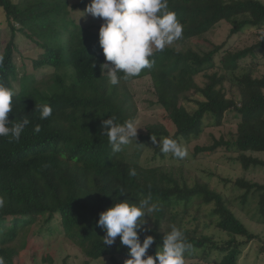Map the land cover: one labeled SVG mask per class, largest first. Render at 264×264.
<instances>
[{
  "label": "trees",
  "instance_id": "obj_1",
  "mask_svg": "<svg viewBox=\"0 0 264 264\" xmlns=\"http://www.w3.org/2000/svg\"><path fill=\"white\" fill-rule=\"evenodd\" d=\"M168 6L183 25L182 38L175 41L182 47L166 46L155 52L149 57L154 61L151 69L113 86L107 74L101 72L105 57L98 32L78 25L70 17L68 0H23L20 5L0 0V28L5 25L12 35L0 54L4 57L0 82L14 90L18 80V32L45 51L41 59H33V69H44L49 74L43 80H37L34 74L21 78L8 119L16 122L27 118L30 124L18 142L0 137V196L5 199L0 208V256L7 264H15L14 249L26 250L50 235L66 237L92 261L109 258L113 264H120L121 258H129L128 249L120 245L119 237L113 245H103L105 232L97 227L99 214L115 202L138 204L148 197L158 207L146 217L151 231L140 233L141 243L146 235L155 238L148 255L155 256L160 250L162 236L172 226L182 230L192 245L185 253L186 261L196 264H239L242 248L257 239L236 216L229 197L212 188L210 182L198 179L190 183L182 170L177 174L129 162L125 146L115 153L101 134L102 121L112 115L120 123L127 119L136 122L138 111L127 86L149 79L157 103L175 132L172 135L157 123L148 127L146 136H137V142L148 143L154 137L188 143L200 137L206 120L215 127L231 124L235 129L231 140L197 146L193 156L212 155L225 148L237 155L244 171L264 168V160L255 157L264 154V75L252 77L259 54L264 56V35L242 50L222 52L223 46L214 45L213 50L198 53L185 47L221 23L240 17L245 19L232 29L231 37L246 27L262 29L264 0H168ZM52 33L57 36L54 41ZM41 40L46 42L42 44ZM218 55L220 65L216 62ZM248 58L252 63L246 72L235 74L241 61ZM68 67L73 69L69 89L65 77L59 74ZM200 75L206 79L203 86L195 80ZM232 81L239 100L228 97L231 90L228 92L225 85ZM193 95L202 100L195 101L197 109L190 113L183 102H191ZM41 104L52 108L46 120L39 118ZM230 112L234 114L231 118L227 117ZM36 125L41 128L38 133L33 131ZM133 169L135 176L129 174ZM234 185L245 190L242 203L251 195L256 197L264 215V184L242 178ZM196 205L199 207L194 208ZM202 206L209 211V222L205 224L201 223L206 218ZM211 228L226 234L229 241H216L207 232ZM214 255L220 260L211 261Z\"/></svg>",
  "mask_w": 264,
  "mask_h": 264
},
{
  "label": "rangeland",
  "instance_id": "obj_2",
  "mask_svg": "<svg viewBox=\"0 0 264 264\" xmlns=\"http://www.w3.org/2000/svg\"><path fill=\"white\" fill-rule=\"evenodd\" d=\"M23 0H13L14 4H21ZM70 17L76 20L77 24L90 28L93 32H99L102 20L94 19L91 15H84L83 11L91 0H68ZM81 5L77 9H73L72 6ZM82 16V17H81ZM245 17L237 18V20L231 22L221 23L208 33L205 37L195 39L185 45L187 48H192L194 51L209 52L213 50V46H223L224 50H242L255 45L260 39V35H264V27L257 29L253 27H246L240 33L231 37L232 29L237 26L239 22L244 20ZM0 31V54L4 51L5 47L12 38L11 31L5 25L1 26ZM57 37V36H56ZM55 33H52L51 41L55 40ZM46 40H41V43ZM15 43L18 47L16 51V66L18 73V80L14 83V90H20V80L26 74H34L37 80L45 79L48 76V71L34 70L33 59H41L45 51L41 46L31 42L26 38L24 34L17 33ZM168 46H177L181 48L182 45L173 42ZM260 59L257 61L258 66L252 70L253 78H261L264 75V56L259 54ZM216 62L220 65V55L217 56ZM252 63L250 58L241 61V68L235 72L238 76L245 73L247 67ZM44 71V72H43ZM216 71V70H215ZM59 74L64 76L67 81L68 89L72 86L71 75L73 69L71 67L62 69ZM232 77V73H229ZM42 79V80H43ZM200 86L206 83V79L203 75L195 78ZM233 83V85H232ZM226 83V90L229 93V98L238 99L239 92L237 91L235 83ZM128 91L133 97V101L137 107L136 126L139 128L137 136H146L148 134V127L157 123L163 124L166 129L173 135L175 129L172 123L167 120L165 112L157 103V97L154 92V88L149 79L136 80L128 84ZM191 102H183L184 107L188 112L193 113L197 109L195 101H201L202 98L199 95H193ZM233 112L228 113L227 117H233ZM235 129L231 124H226L221 127L211 126L209 121H205V128L200 137L191 139L186 143L181 141L179 144L184 150L187 151V156L184 158H175L171 154H159L160 150L156 144L151 140L148 143H140L133 140L131 144L124 147V155L129 160L140 166L148 169L153 168H165L173 170L178 174V171H183V175L189 178V182L193 183L198 179H202L206 182H210L212 188L217 189L219 192L229 197L233 205V211L236 216L245 224L249 231L257 236V239L250 241L242 248V254L240 256L239 264H264V215L260 210L258 200L252 195L249 196L248 201L243 204L242 196L245 195V190L240 189L234 185V182L238 179H246L251 182L264 184V168L250 169L244 171L241 165L237 162V155L233 152H227L225 148H222L217 153L212 155H200L195 158L193 156L195 148L197 146H212L216 140L224 139L231 140L232 134ZM158 141H162L163 138H155ZM264 160V154H255ZM195 206L194 208H198ZM203 218L201 223L205 224L209 222V211L206 206H202ZM203 224H201L203 226ZM204 227V226H203ZM36 228V227H35ZM211 235L214 236L216 241L225 242L229 241V237L226 234L220 233L212 228L209 229ZM244 241L239 239V242ZM37 245L29 246L26 250L20 248L14 249L13 260L15 264H113L109 258H105L99 261H92L88 259L79 248L74 246L64 236L50 235L44 237V240ZM211 261L215 262L220 260V257L214 255L211 257ZM128 258H121L120 264H125ZM186 264H196V262L186 261ZM204 264V263H197ZM214 264V263H211Z\"/></svg>",
  "mask_w": 264,
  "mask_h": 264
},
{
  "label": "clouds",
  "instance_id": "obj_3",
  "mask_svg": "<svg viewBox=\"0 0 264 264\" xmlns=\"http://www.w3.org/2000/svg\"><path fill=\"white\" fill-rule=\"evenodd\" d=\"M83 13V16L91 15L102 20L98 41L105 62L100 67L113 86L121 80L138 77L144 69H151L154 61L149 57L183 35V25L176 13L169 10L168 0H91ZM3 61L4 57L0 55V65ZM14 95L13 89L0 82V137H8L10 142H18L30 124L27 118L16 122L8 119L13 111ZM38 110L41 120L52 115L48 104L39 105ZM138 129L134 120L120 123L113 115L101 124V134L107 137L115 153L121 152L123 146L133 140L137 141ZM40 130V125L33 129L36 133ZM152 140L164 154L181 159L187 156V151L173 139L164 138L157 142L152 137ZM129 174L135 176L136 172L133 169ZM4 205L5 199L0 196V208ZM157 210L150 197L141 199L138 204L128 200L113 203L99 214L97 221V227L105 232L103 245L111 246L119 237L120 245L128 249L129 258L125 264H186L185 253L192 249V245L186 241L183 231L175 226L162 236L160 250L155 256L147 254L155 241L153 235H146L141 243L140 233L151 231L146 217H151ZM0 264H7L3 256H0Z\"/></svg>",
  "mask_w": 264,
  "mask_h": 264
}]
</instances>
